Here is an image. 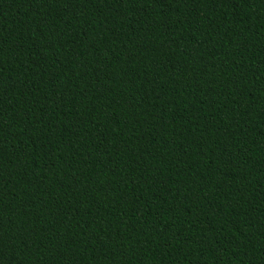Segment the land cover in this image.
<instances>
[{"label":"trees","instance_id":"1","mask_svg":"<svg viewBox=\"0 0 264 264\" xmlns=\"http://www.w3.org/2000/svg\"><path fill=\"white\" fill-rule=\"evenodd\" d=\"M0 264H264V0H0Z\"/></svg>","mask_w":264,"mask_h":264}]
</instances>
